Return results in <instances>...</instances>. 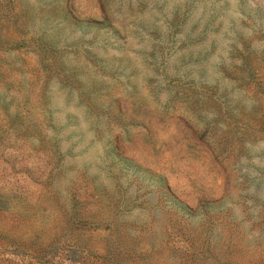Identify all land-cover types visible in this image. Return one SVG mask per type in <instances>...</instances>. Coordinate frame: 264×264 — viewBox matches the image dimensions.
Segmentation results:
<instances>
[{
    "label": "rangeland",
    "instance_id": "obj_1",
    "mask_svg": "<svg viewBox=\"0 0 264 264\" xmlns=\"http://www.w3.org/2000/svg\"><path fill=\"white\" fill-rule=\"evenodd\" d=\"M0 264H264V0H0Z\"/></svg>",
    "mask_w": 264,
    "mask_h": 264
}]
</instances>
